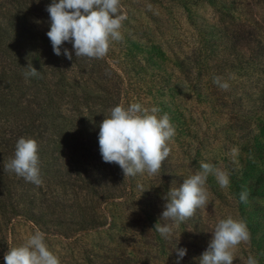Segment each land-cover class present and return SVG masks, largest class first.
<instances>
[{
	"label": "rangeland",
	"instance_id": "rangeland-1",
	"mask_svg": "<svg viewBox=\"0 0 264 264\" xmlns=\"http://www.w3.org/2000/svg\"><path fill=\"white\" fill-rule=\"evenodd\" d=\"M120 2L122 39L103 59L76 58L65 43L69 60L46 35L51 0H0V264L36 230L60 264H176L181 248L180 264H200L220 219L262 220L264 0ZM31 68L38 75H26ZM133 103L159 109L175 129L153 176L124 177L100 155L99 125ZM20 138L38 145L39 185L5 170ZM201 162L230 185L209 174L207 206L166 239L155 231L171 225L161 220L164 197ZM242 191L247 206L235 198ZM249 255L264 264L259 231L234 249L233 264Z\"/></svg>",
	"mask_w": 264,
	"mask_h": 264
},
{
	"label": "clouds",
	"instance_id": "clouds-1",
	"mask_svg": "<svg viewBox=\"0 0 264 264\" xmlns=\"http://www.w3.org/2000/svg\"><path fill=\"white\" fill-rule=\"evenodd\" d=\"M149 9L151 5H148ZM49 14V31L46 33L55 55L63 54L72 60V52L63 49L65 43L72 45L76 58L103 59L112 41H120V29L127 18L122 13L120 0H51L46 7ZM26 75L36 76L31 68ZM220 88L229 85L214 78ZM157 108L144 109L133 103L125 108L118 105L110 109V115L99 125L98 143L103 162L116 164L124 177L137 174L156 175L163 161L169 156L168 141L175 135V129L167 114L158 117ZM201 171L189 176L177 188H171L164 197L165 204L161 220L171 221V225H155L162 237L172 235L173 228L191 218L197 209L208 204L209 193L206 181L209 174L215 176L221 188L230 185L229 175L209 163L200 164ZM5 170L36 185L40 179L38 145L35 140L20 138L15 145L14 156L5 165ZM248 193L242 191L239 200L246 203ZM250 232L243 220L231 216L220 219L211 234L207 249L199 258L200 264H233L234 249L242 242L250 241ZM177 262L187 253V249H176ZM5 264H60L59 259L48 249L45 234L36 230L26 244L10 248L4 256ZM246 264H259L249 255Z\"/></svg>",
	"mask_w": 264,
	"mask_h": 264
},
{
	"label": "trees",
	"instance_id": "trees-1",
	"mask_svg": "<svg viewBox=\"0 0 264 264\" xmlns=\"http://www.w3.org/2000/svg\"><path fill=\"white\" fill-rule=\"evenodd\" d=\"M249 184L246 185V188H248ZM249 190L250 187H249ZM240 195H236L235 198L238 200ZM241 203V206H247V203ZM248 215V214H247ZM248 229L250 230V237L251 239L254 237L255 232L257 233L259 231V235L262 233V236H264V215L262 217V220L258 223L253 222L250 218L246 219V222Z\"/></svg>",
	"mask_w": 264,
	"mask_h": 264
}]
</instances>
